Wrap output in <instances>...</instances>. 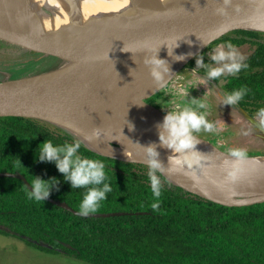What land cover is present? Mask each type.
I'll return each instance as SVG.
<instances>
[{"label":"trees","instance_id":"16d2710c","mask_svg":"<svg viewBox=\"0 0 264 264\" xmlns=\"http://www.w3.org/2000/svg\"><path fill=\"white\" fill-rule=\"evenodd\" d=\"M225 42L245 52L248 67L213 81L223 82L219 84L225 95L247 89L234 106L257 118L258 109L264 108V33L233 30L219 35L199 53L205 65L216 66L204 53ZM206 72L205 67L197 70L205 78ZM44 140L63 145L79 139L40 120L0 117V173H19L30 185L33 177H55L60 183L48 197L79 212L87 189L71 188L53 162L37 159ZM254 153L250 156H264V150ZM79 154L104 162L112 189L93 214L124 215L77 216L48 201L29 199L21 180L0 177V235L22 238L44 253L62 252L87 264H264V203L215 204L171 185L155 171L161 184L157 200L148 166L100 156L82 142ZM153 203H158L156 209Z\"/></svg>","mask_w":264,"mask_h":264},{"label":"water","instance_id":"95a60500","mask_svg":"<svg viewBox=\"0 0 264 264\" xmlns=\"http://www.w3.org/2000/svg\"><path fill=\"white\" fill-rule=\"evenodd\" d=\"M224 8L223 14L218 12ZM208 18H223L233 24L229 28L215 30L208 35L198 30ZM14 24V23H12ZM0 22V39L20 46L27 51H37L41 57L61 61L69 60L75 53H84L75 68L63 74L52 69L36 76L10 79L0 72V117H21L47 122L68 131L72 126L89 123L111 122L122 125L138 134L145 150L152 147L155 157L149 159L119 158L92 152L120 160L148 166L155 159L156 171L171 185L207 201L227 207H242L264 203V175L257 184L242 180H209L208 173L189 174L178 178L172 173L163 144L152 128L142 118L133 101L154 111L163 121L165 116L157 108L144 102L163 88L199 50L219 35L233 30L264 33V0H231L227 6L223 0H129L128 3L109 14L80 20L61 28L17 26ZM148 34L174 33L171 52L163 59L169 71L158 84L149 74V67L135 73L110 78L107 59L116 45L137 30ZM183 56L182 60L176 59ZM163 85V86H162ZM243 118L257 130L256 137L264 141V128L257 121L241 112ZM197 140L194 151L202 154L208 162H220L225 174H236L235 160L262 156L236 158L225 153L206 140ZM108 148H117L113 143ZM147 152V151H146ZM0 177L21 180L26 188L30 184L19 173H0ZM193 181L211 183L209 186ZM237 191V195L228 193ZM59 208L81 217H118L124 213H90L81 215L66 203L47 197Z\"/></svg>","mask_w":264,"mask_h":264},{"label":"bare ground","instance_id":"6f19581e","mask_svg":"<svg viewBox=\"0 0 264 264\" xmlns=\"http://www.w3.org/2000/svg\"><path fill=\"white\" fill-rule=\"evenodd\" d=\"M129 0H0V22L14 23L17 26H37L45 28H61L79 22L80 20L102 16L115 12L124 7ZM232 22L223 18H208L198 28L205 36L215 30L229 28ZM174 33L148 34L143 29L137 30L130 37L120 41L107 59V73L110 78L143 70L148 65L145 60L151 55L165 59L171 52V44ZM150 45L155 52L142 47ZM123 49V51H122ZM84 53H75L69 60L61 61L54 69L56 73L63 74L77 66ZM132 107L145 119L160 137L167 133L162 127L161 118L151 109L133 101ZM76 138L86 144L90 149L119 158L149 159L142 138L128 128L111 122L80 124L70 127ZM99 135L94 136L93 133ZM113 143L117 148H108L105 144ZM164 153L172 166V173L178 178H186L189 174L208 173L209 180H242L245 183L255 185L259 176L264 175V156L257 158H245L235 160L236 174H225L227 170L223 165L216 162H208L202 158L200 166H178L173 163L174 159H181L185 153H175L164 143ZM172 158V159H170ZM195 184L209 186V181H193ZM230 196L238 192L228 193Z\"/></svg>","mask_w":264,"mask_h":264},{"label":"clouds","instance_id":"9594fccd","mask_svg":"<svg viewBox=\"0 0 264 264\" xmlns=\"http://www.w3.org/2000/svg\"><path fill=\"white\" fill-rule=\"evenodd\" d=\"M230 3L231 0H223L225 6ZM217 11L223 14L225 9L219 8ZM142 47L155 52L150 45L145 44ZM225 48L227 50H224ZM176 59L182 60L183 56ZM210 60L217 66L205 65L203 57L198 54L196 65L197 69L201 66L207 68L206 76L212 80H216L225 74L234 76L242 69L248 67V64L244 62L245 57L243 54L230 42L217 46L214 53L210 56ZM145 64L150 66L149 74L158 84L163 80V75L169 71L166 62L154 54L145 60ZM197 69H193V73ZM198 82L203 83L202 80ZM246 92L247 89L244 88L234 90L225 96L223 102L228 105L237 104L246 95ZM180 95L181 97L186 96L187 88H180ZM193 103L199 109L206 107L204 100H194ZM177 107L179 108L180 105L177 104ZM256 116L257 123L260 127L264 128V108L258 109ZM162 127L167 135H160L161 142L175 153H185L183 158L174 159L173 163L178 166H187L188 168H192L193 165L199 167L203 156L201 153L194 151L197 140L194 139L193 132H199L201 129L204 131L213 130V124L206 119L205 115L191 107H184L181 111L166 113L162 121ZM93 135L97 136L99 133L94 131ZM40 145L42 146L39 147V151L36 154L40 162H53L57 171L62 174L64 181L71 188L87 189L80 202V214L86 216L95 212L100 203L107 198V193L112 190L110 184L106 182L107 177L104 162L81 156L79 154L81 149V142L79 140L63 145H54L51 140H44ZM146 151L149 156L155 157L156 153L152 147H148ZM232 155L236 158H243L245 153L241 150H234ZM148 167L152 194L158 200L161 195V184L155 171L159 165L155 159H151ZM58 183L60 181L55 177L49 180L33 177L32 184L28 186V198L35 201H45L50 195L52 188ZM157 207L158 203L152 204L153 209Z\"/></svg>","mask_w":264,"mask_h":264},{"label":"rangeland","instance_id":"374dc122","mask_svg":"<svg viewBox=\"0 0 264 264\" xmlns=\"http://www.w3.org/2000/svg\"><path fill=\"white\" fill-rule=\"evenodd\" d=\"M252 37L254 36H248V38ZM216 47L204 53L206 59H210ZM238 51L244 56L243 50ZM36 52L24 50L20 46L0 39V72L6 77L9 76L10 79L12 75L15 79H21L44 73L48 68L59 63L58 60L41 57ZM191 60L187 61L163 88L145 99L144 102L164 114L181 111L184 107H191L204 114L206 119L213 124V130L201 129L199 132H193V135L206 140L225 153L232 154L234 150H241L245 156H250L256 154L254 153L256 151H263L264 141L256 137L257 130L254 126L243 118L234 104L228 105L223 102L226 96L221 90L223 82H219L220 85L212 79L202 77L197 71L193 73L197 65L196 59ZM201 80L203 83L198 82ZM182 87L187 88V95L184 97L180 95ZM194 100H204L206 107L197 108L193 103ZM177 104L180 105L179 108ZM245 114L249 116L248 113ZM251 118L257 121V118L253 116ZM25 242L22 238L0 235V264H87L68 257L62 252L54 255L44 253Z\"/></svg>","mask_w":264,"mask_h":264}]
</instances>
